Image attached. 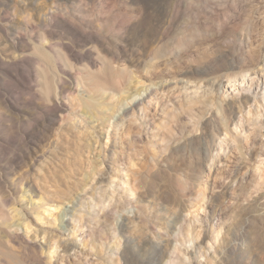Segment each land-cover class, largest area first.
<instances>
[{"label": "rangeland", "instance_id": "obj_1", "mask_svg": "<svg viewBox=\"0 0 264 264\" xmlns=\"http://www.w3.org/2000/svg\"><path fill=\"white\" fill-rule=\"evenodd\" d=\"M72 2L0 0V14L13 18L15 31L31 32L29 40L38 45L39 34L29 30L28 23L35 25V32H42L40 21L46 14L55 5L71 9ZM109 8L128 9L130 14L145 10L140 30L125 37L126 41L117 37L110 55L105 56L114 60L112 80L125 83L128 77L127 90L135 89L132 99L136 102L144 95L137 93L143 86L157 85L164 90L159 92L158 103L149 106L143 137L138 122L128 119L118 142L102 141L106 152L99 159L103 163L99 168L111 173L106 157L113 169H121L120 174H128L139 187L133 197L125 196L131 198V205H121L119 212L108 208L110 193H105V186L111 181H105L83 200V230L97 246L101 239L113 243L110 228L121 221L122 214L133 210L141 216L117 233L127 249L126 264H264V184H259L264 177V100L258 96L246 101L247 95H243L236 104L243 109L240 114L233 108L220 111L229 81L257 73L255 92L264 87V35L258 34L264 25V0H84L74 14L86 19L91 14L100 23L106 21ZM0 35L1 40V31ZM55 55L44 57L54 77L61 74ZM85 64L77 68L83 70ZM97 64L102 67V61ZM146 71L153 82L143 80L135 85ZM102 75L111 78L106 71ZM65 78L67 94L78 96L77 80ZM258 105H263L262 112L253 107ZM102 106L104 110L106 105ZM85 113L81 108L78 114L84 119ZM50 135L53 144L59 141L52 160L41 175L29 179L33 185L38 182L42 193L47 192L60 210L48 208L62 214L75 208L83 195L65 205L58 194L69 188L77 192L75 172L85 134L83 128L74 129L70 123H53ZM5 176L9 184L10 177ZM148 235L156 239L158 249L140 242ZM0 240V248L8 253L3 234ZM77 249L90 262H104L100 252L93 256L82 245ZM13 263L17 264L12 260L0 264Z\"/></svg>", "mask_w": 264, "mask_h": 264}, {"label": "bare ground", "instance_id": "obj_2", "mask_svg": "<svg viewBox=\"0 0 264 264\" xmlns=\"http://www.w3.org/2000/svg\"><path fill=\"white\" fill-rule=\"evenodd\" d=\"M83 2L84 0H73L71 9H62L55 5L54 9L46 14L47 17L40 21L42 32H35V25L28 23L31 28L29 30L39 34L38 45L29 40L31 32L26 28L24 33L19 32L20 28L15 31V23L14 26L11 23L13 18L0 14V31L3 33V39L0 40V235L5 236L9 245L8 253L0 248V263L10 260L17 264L128 263L127 249L123 247L117 233L123 227L129 228L141 214L133 210L122 214L121 221L110 228L115 242L109 243L101 239L100 245L97 246L83 230L84 215L80 213L86 196L102 188L101 184L105 181H111L105 186V193H110L108 208L119 212L121 205H131V198L125 199V196L133 197L139 187L128 174L121 175V169H113L106 157L104 160L111 173L107 174L100 169L103 163L99 162V159L103 156V151L106 152L103 150L102 141L107 138L114 143L118 142L128 119L138 122V132L143 137L149 106L153 102L158 103L156 99L164 88L158 89L157 85L143 86L137 92L138 95L144 92L143 97L137 102L133 101L132 93L135 89L127 90L128 77H125V83L112 80L114 60L105 57L110 55V47L116 44L119 38L126 41L125 37L128 38L140 30L145 10H132L130 14L128 9L109 8L106 21L99 20L100 23H97L92 20L91 14L88 19L74 14ZM258 34L263 37L264 25ZM48 53L56 54L62 75L52 76V69L44 64V57ZM98 61H102L100 68L97 66ZM82 63H86L85 68L80 70L77 66ZM103 71L108 72L111 78L103 77ZM256 75H243L234 82L229 81L223 90L224 100L220 104V111L225 112L226 109L233 108L240 114L243 109L236 104L241 103L237 98L243 95H247L246 101L253 97L257 99L258 96L264 100V87L259 86L257 92L254 89ZM67 76H74L77 80L80 87L78 96L67 94ZM152 77L149 71H146L135 85L143 80L153 82ZM130 90L132 92H129ZM124 94L128 96L125 97ZM99 101L102 103L99 104ZM102 105H106L104 110ZM253 107L258 108L259 112L263 111V105ZM81 108L86 111L84 119L78 114ZM116 114H119L118 117ZM53 123L60 126L70 123L74 129L83 128L85 134V141L78 156L79 168L72 172H75L77 192L69 188L67 192L61 191L58 194L61 203L65 205L74 202L75 196L83 195L75 208L71 211L65 209L62 214L54 212L60 208L52 204V199L45 195L47 192L42 193L38 182L33 185L29 179L34 175H41L44 166L52 160L50 156L59 143L57 141L53 144L50 141ZM131 137L129 136V142ZM225 154L227 152L223 150V156ZM129 164L131 168L136 166L132 156H129ZM258 171H261V168ZM48 172L50 173L49 170ZM5 175L10 177L7 178L9 184L6 183ZM43 178L47 177L44 175ZM261 178L260 185L264 184V177ZM259 190L262 191V188L259 187ZM6 193L10 196H6ZM70 198L73 200L70 201ZM142 241L147 243L146 246L159 248L154 237L148 235L140 239V242ZM79 245L88 249V255L95 256V253L100 252L104 262L88 261L89 259L83 256L86 254L77 249ZM104 253L108 254L107 257ZM197 263L202 264L201 261Z\"/></svg>", "mask_w": 264, "mask_h": 264}]
</instances>
